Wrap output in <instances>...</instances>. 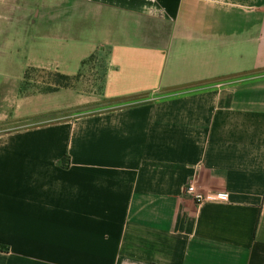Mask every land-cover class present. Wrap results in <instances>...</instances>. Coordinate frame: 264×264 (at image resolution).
I'll return each instance as SVG.
<instances>
[{
    "label": "crops",
    "instance_id": "crops-1",
    "mask_svg": "<svg viewBox=\"0 0 264 264\" xmlns=\"http://www.w3.org/2000/svg\"><path fill=\"white\" fill-rule=\"evenodd\" d=\"M0 1V125L55 116L0 129V264H264V0ZM92 56L107 108L18 94Z\"/></svg>",
    "mask_w": 264,
    "mask_h": 264
},
{
    "label": "rangeland",
    "instance_id": "rangeland-1",
    "mask_svg": "<svg viewBox=\"0 0 264 264\" xmlns=\"http://www.w3.org/2000/svg\"><path fill=\"white\" fill-rule=\"evenodd\" d=\"M0 3H2V1H0ZM1 7H0V37L12 39L14 35H18V34L12 33L13 32L12 28L8 26V22H9L8 17L10 14H8L6 10H2ZM19 10L20 8L17 9V12L19 14L26 12L24 9L20 11ZM9 12L12 14L14 13L13 10H9ZM22 27L27 29L28 23H26V25ZM30 35H31L30 32L25 33V36H27L29 40L31 38ZM29 40H26V41L20 40L21 45H25L26 47H28L30 45ZM22 48L23 46H21V49ZM18 54H19V57L17 58L15 57V65L13 67V70H15L14 73L17 75H19V73L23 71L22 68H24L25 63L27 62V60H29L28 58H26V53L20 51ZM8 56L10 57L11 55L8 54ZM105 69H106L105 59L102 57L94 56L90 60L87 61L85 67L82 69V71H80V74L78 76V81L74 84V87L80 93L81 98L84 97L85 99H88V101H87V104L80 106L79 107L80 109H77V112H80V113L86 112L88 110H91L92 108L96 110L104 109L110 105V103H108V101H106L105 98L102 97ZM38 75L39 73L37 72L33 73L32 79L37 81V79H40ZM32 81L29 82L30 86H27L26 88L27 91H31L35 89V87H31ZM54 117H55L54 115L47 116V117H40V118L39 116L29 117L27 119H21L18 121L9 122L5 126L0 125V129H2L3 127H6V128L15 127L16 129H19V128L22 129L24 127H35V126H39L41 120L44 121V119L46 118L49 119V118H54Z\"/></svg>",
    "mask_w": 264,
    "mask_h": 264
},
{
    "label": "trees",
    "instance_id": "trees-1",
    "mask_svg": "<svg viewBox=\"0 0 264 264\" xmlns=\"http://www.w3.org/2000/svg\"><path fill=\"white\" fill-rule=\"evenodd\" d=\"M92 57H90L88 60H90ZM88 60L83 61L82 65ZM36 72L39 73L38 76L40 77V79H37V81L32 79L33 73ZM79 74L80 72L75 75H68L59 71L27 67L24 70L18 94L20 96H27L35 93L55 92L60 89H74V84L78 81ZM30 81H32L31 87H35V89L27 91L26 88L27 86H30Z\"/></svg>",
    "mask_w": 264,
    "mask_h": 264
},
{
    "label": "built area",
    "instance_id": "built-area-1",
    "mask_svg": "<svg viewBox=\"0 0 264 264\" xmlns=\"http://www.w3.org/2000/svg\"><path fill=\"white\" fill-rule=\"evenodd\" d=\"M186 193L193 199L194 202L200 203L202 201H230V195L228 194H207L203 195L198 192L195 188V184L193 180H189L186 185Z\"/></svg>",
    "mask_w": 264,
    "mask_h": 264
}]
</instances>
